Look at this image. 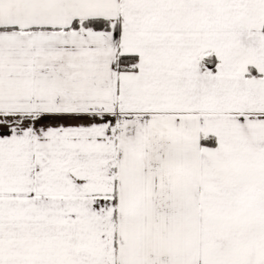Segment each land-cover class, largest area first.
<instances>
[{"label":"snow or ice","instance_id":"1","mask_svg":"<svg viewBox=\"0 0 264 264\" xmlns=\"http://www.w3.org/2000/svg\"><path fill=\"white\" fill-rule=\"evenodd\" d=\"M0 264H264V0H0Z\"/></svg>","mask_w":264,"mask_h":264}]
</instances>
